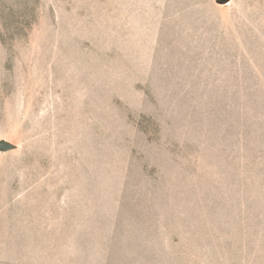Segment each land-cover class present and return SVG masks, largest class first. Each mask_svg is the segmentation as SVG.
<instances>
[{"label": "rangeland", "instance_id": "rangeland-1", "mask_svg": "<svg viewBox=\"0 0 264 264\" xmlns=\"http://www.w3.org/2000/svg\"><path fill=\"white\" fill-rule=\"evenodd\" d=\"M0 264H264V0H0Z\"/></svg>", "mask_w": 264, "mask_h": 264}]
</instances>
